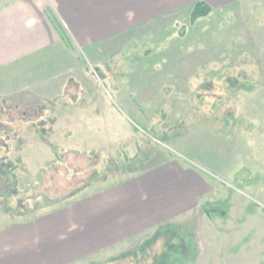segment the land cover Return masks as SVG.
I'll use <instances>...</instances> for the list:
<instances>
[{
  "label": "rangeland",
  "instance_id": "rangeland-1",
  "mask_svg": "<svg viewBox=\"0 0 264 264\" xmlns=\"http://www.w3.org/2000/svg\"><path fill=\"white\" fill-rule=\"evenodd\" d=\"M201 1L118 38L100 63L78 52L74 92H37L59 86L54 65L11 85L50 97L0 102V163L21 176L0 173L3 210L35 215L175 159L209 185L191 221L91 264H264V0L192 24Z\"/></svg>",
  "mask_w": 264,
  "mask_h": 264
},
{
  "label": "crops",
  "instance_id": "crops-1",
  "mask_svg": "<svg viewBox=\"0 0 264 264\" xmlns=\"http://www.w3.org/2000/svg\"><path fill=\"white\" fill-rule=\"evenodd\" d=\"M231 1L237 0H207V3L218 7ZM186 2H14L0 10V102L14 100L13 105L34 107L35 101L50 97H40L36 90L43 94L74 92L76 88L70 82H74L71 79L79 72L78 52L96 51L94 56L89 54L100 63L107 45H112L110 52H113L118 38L135 28H154L156 19L179 10ZM47 10H52L64 25L72 47L62 40ZM51 66L57 67L52 73L59 83L57 90L36 86L38 89L23 96L10 91L17 80L34 77ZM143 170L110 186L82 192L60 206L38 209L35 215H13L0 206V215L8 217L0 227V264H91L117 260L125 250L138 249L171 226H187L200 197L209 189L206 179L195 167L175 159ZM16 173L21 178L18 170ZM2 191L0 196L5 195Z\"/></svg>",
  "mask_w": 264,
  "mask_h": 264
},
{
  "label": "trees",
  "instance_id": "trees-1",
  "mask_svg": "<svg viewBox=\"0 0 264 264\" xmlns=\"http://www.w3.org/2000/svg\"><path fill=\"white\" fill-rule=\"evenodd\" d=\"M212 11V8L204 1L198 2L197 4H195V6L193 7V10L191 12L190 15V21L192 24H195L198 22V20H200L203 17L208 16ZM49 20L51 21L52 25L54 26V28L56 29V31L58 32V34L60 35V37L62 38V40L66 43V45L68 47H72V41L69 38V35L64 27V25L60 22V20L57 18V16L54 14V12L52 10H47L46 12ZM183 35V33L181 34ZM9 164L8 166V170H4V165L2 163H0V173L3 175L4 178H6V181H8L7 179H9L8 174L11 172L16 174L17 168H16V164L15 166L11 163V161L7 162ZM16 168V169H15ZM16 181L17 179V175H14V178ZM14 181V180H13ZM18 182V181H17ZM6 196H10V188L6 187ZM15 193L17 194L18 192V188L14 189Z\"/></svg>",
  "mask_w": 264,
  "mask_h": 264
}]
</instances>
